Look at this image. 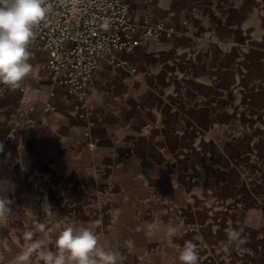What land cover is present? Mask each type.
Segmentation results:
<instances>
[{"label": "crops", "instance_id": "obj_1", "mask_svg": "<svg viewBox=\"0 0 264 264\" xmlns=\"http://www.w3.org/2000/svg\"><path fill=\"white\" fill-rule=\"evenodd\" d=\"M128 1L136 19L176 31L118 51L127 65L101 57L87 97L94 149L89 119L41 65L47 51L30 50L23 90L0 85V195L16 206L0 221V264H13L37 223L46 230L33 239L55 250L63 228L43 219L40 185L58 180L67 191L54 198L78 202L66 207L72 224L122 255V232L139 233L140 217H162L157 232L180 229L167 247L174 254L158 255L162 264H180L187 239L199 264H264V0ZM47 101L56 109L45 111ZM229 229L246 243L226 254Z\"/></svg>", "mask_w": 264, "mask_h": 264}, {"label": "built area", "instance_id": "obj_2", "mask_svg": "<svg viewBox=\"0 0 264 264\" xmlns=\"http://www.w3.org/2000/svg\"><path fill=\"white\" fill-rule=\"evenodd\" d=\"M48 3L52 11L36 29V38L29 50L47 51L41 65L51 80L64 86L74 98L73 110L78 117L89 119L86 144L94 149L96 144L90 139L94 121L90 118L95 106L87 97L101 57L107 56L116 65H127V60L117 58L118 51L134 50L143 37L159 39L171 35L176 26L148 17L136 19L128 0H79L75 8L70 2L62 4L61 0H48ZM104 19L110 21L108 30L101 27ZM55 94L56 91L51 92L52 96ZM54 109L53 102L45 103V111Z\"/></svg>", "mask_w": 264, "mask_h": 264}, {"label": "clouds", "instance_id": "obj_3", "mask_svg": "<svg viewBox=\"0 0 264 264\" xmlns=\"http://www.w3.org/2000/svg\"><path fill=\"white\" fill-rule=\"evenodd\" d=\"M70 2L75 8L79 0H61ZM52 11L48 0H0V85L15 91L32 75L34 66L29 62L33 57L29 50L36 38V29L46 21ZM101 27L108 30L110 21L104 19ZM3 146L0 145V151ZM8 187L4 191L8 192ZM13 201L7 195H0V221L7 219ZM46 225L37 223L34 230L24 233L28 242L14 258L13 264H124L125 257L112 248H106L93 228L75 224L66 226L55 239V250L47 247L43 239H33L35 232H44ZM157 228L155 224L146 225V235L151 237ZM179 227L166 226V238L169 243L177 236ZM246 243L242 231L229 229L227 240L221 242L224 253L230 254L233 245ZM180 264H199L198 246L192 240L185 241L178 252Z\"/></svg>", "mask_w": 264, "mask_h": 264}, {"label": "rangeland", "instance_id": "obj_4", "mask_svg": "<svg viewBox=\"0 0 264 264\" xmlns=\"http://www.w3.org/2000/svg\"><path fill=\"white\" fill-rule=\"evenodd\" d=\"M26 158L27 155L24 154L22 159L26 160ZM61 188L64 190L63 192L67 191L65 182H61V180L54 181L53 184L49 185H40L43 197V219L46 221V224H50L52 226V222H55L57 218L61 222V227L64 229L66 226L72 225V222L75 220L72 214L67 213L66 207L69 205L74 206L78 202L68 203L54 198V195L57 192H60ZM15 208V203H12L11 211ZM108 209H111V207ZM12 217L19 218L20 221L24 220L19 213H15ZM107 220V223H110L115 219L108 218ZM163 221L164 219L162 217H140L137 220L138 226L141 227L138 228L139 233H128L127 231L121 233L123 244L125 246L123 256L125 257V260H128L127 264H147L150 260L151 262H154V264H162V258L158 255H163L164 253L174 254L173 250L167 249V247L172 244L175 245V242H178L179 239L174 237L172 242L169 243L166 238V233L157 232L159 224ZM149 223L155 224L157 228L155 234L151 237L146 235V225ZM142 226H145V228L143 229Z\"/></svg>", "mask_w": 264, "mask_h": 264}]
</instances>
